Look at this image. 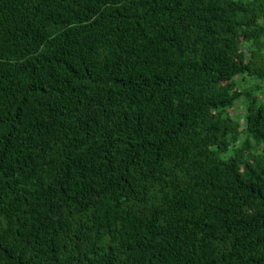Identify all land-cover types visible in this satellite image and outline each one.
I'll return each instance as SVG.
<instances>
[{"label": "trees", "instance_id": "16d2710c", "mask_svg": "<svg viewBox=\"0 0 264 264\" xmlns=\"http://www.w3.org/2000/svg\"><path fill=\"white\" fill-rule=\"evenodd\" d=\"M0 264H264V0H0Z\"/></svg>", "mask_w": 264, "mask_h": 264}, {"label": "rangeland", "instance_id": "374dc122", "mask_svg": "<svg viewBox=\"0 0 264 264\" xmlns=\"http://www.w3.org/2000/svg\"><path fill=\"white\" fill-rule=\"evenodd\" d=\"M232 114L242 116L243 115V109L240 105L236 107V109L233 110Z\"/></svg>", "mask_w": 264, "mask_h": 264}]
</instances>
